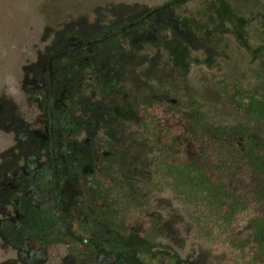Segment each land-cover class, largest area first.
<instances>
[{
    "label": "rangeland",
    "instance_id": "1",
    "mask_svg": "<svg viewBox=\"0 0 264 264\" xmlns=\"http://www.w3.org/2000/svg\"><path fill=\"white\" fill-rule=\"evenodd\" d=\"M85 51L102 92L80 97L54 76L63 58ZM121 87L167 89L184 111L224 130L242 124L264 143V121L232 103L236 89L264 102V0H0V264H75L64 249L58 259L30 249L27 233H67L95 139L116 151L128 191L150 180L156 152L139 115L113 108L120 123L105 127L102 95ZM38 181L52 185L42 194ZM155 203L163 236L150 244L137 230L95 223L84 239L95 263L144 264V254L158 264H229L226 248L193 238L170 191Z\"/></svg>",
    "mask_w": 264,
    "mask_h": 264
},
{
    "label": "trees",
    "instance_id": "2",
    "mask_svg": "<svg viewBox=\"0 0 264 264\" xmlns=\"http://www.w3.org/2000/svg\"><path fill=\"white\" fill-rule=\"evenodd\" d=\"M91 56L85 51L62 59L54 77L66 93L69 88H75L80 97L102 92L96 75L86 72ZM74 68L72 78L67 79ZM102 98L107 128L120 123L113 108L139 115V129L148 137L145 145L156 152L150 180L137 190L132 181L128 191L120 178L116 151L109 142L95 139L91 171L77 177L80 200L72 209L67 233L60 229L45 234L28 232L27 246L32 250L47 247L53 259L64 249L75 264H116L95 263L96 250L84 240L94 224L124 236L137 230L139 238L152 244L163 236L162 220L155 216L160 211L155 195L168 190L194 226L195 240L226 248L229 264H264L262 139L242 124L224 130L205 122L195 110L184 111L167 89L133 94L121 87ZM232 103L246 115L264 121V102L258 98L236 89ZM51 185L38 181L42 194ZM139 257L144 264H158L149 255Z\"/></svg>",
    "mask_w": 264,
    "mask_h": 264
}]
</instances>
